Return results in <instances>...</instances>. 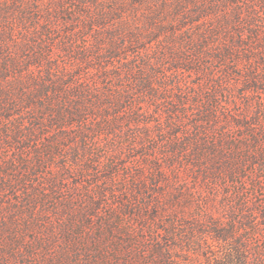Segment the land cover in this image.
Listing matches in <instances>:
<instances>
[{"label":"rangeland","instance_id":"1","mask_svg":"<svg viewBox=\"0 0 264 264\" xmlns=\"http://www.w3.org/2000/svg\"><path fill=\"white\" fill-rule=\"evenodd\" d=\"M40 1V6L46 7L51 0ZM52 1L59 8L51 24L43 17L35 27L28 24V33L22 32L30 36L37 31L38 52L51 41L49 60L66 63L69 74L78 77L75 83L86 87L83 102L91 113L83 121L98 130L107 116L114 126L112 132L99 129L92 133L90 140L88 136L79 138L81 122L60 128L48 123L33 136H22L19 147L10 146L9 131L8 136L0 132V166L11 177V183L0 189V264H122L124 259L133 264H264V158L256 157L253 164L254 155L249 154L264 153V138L260 136L264 133V61L259 58L264 54V0H216L220 8H240L241 23L233 18L230 27L241 30L244 43L225 60L211 56L217 50L206 49L196 65L191 60L195 58L192 45L182 47L186 60L177 64L168 59L159 61L155 51L172 44V29L183 38L198 31L188 22L189 17L184 19L192 8L189 0L178 9L173 8L175 0H133L135 8L128 10L132 11L134 32L140 30L144 35L155 31V39H142L137 46L125 40L127 46L119 57L103 56L99 62L97 51L105 48L98 43L106 36V25L81 22L75 0ZM105 1L104 6L109 4ZM72 16L76 18L72 20ZM156 26L161 27L159 31ZM170 47L177 51L175 44ZM123 57L129 60L124 62ZM144 57L151 61L145 73L151 67L166 73V78L159 80L165 81L163 86L156 83L158 78L152 80L157 98L150 97L134 79L138 74L135 65ZM127 65L133 68L129 70ZM117 72L121 80L115 78ZM54 75L61 77L59 68H54ZM256 78L258 83L253 81ZM114 84L129 89L128 100L117 111L106 109L99 101L93 104L96 97L104 98L107 88L114 89ZM68 99L73 103L76 98ZM210 107L220 115L221 123L226 113L233 116L223 126L214 124L212 137L224 133V141L235 145L247 142L245 164L239 169L241 178L228 181L220 172L213 179L203 178L192 169L187 154L177 151L180 145L186 149L182 143L199 134L198 123L210 117L206 115ZM45 118L51 120L52 116ZM27 119L25 113L23 120L29 125ZM24 131L27 134V129ZM57 138L63 144L59 148L50 143ZM80 144L87 150L77 147ZM35 150L46 158L48 166L33 174ZM85 165H89L88 170ZM49 174L56 177L55 187L46 182L35 185ZM181 189L185 192H179ZM34 194L38 198L27 196ZM157 201L158 217L152 220L150 204ZM124 203L139 207L146 203V220L121 214ZM95 212L91 225H84V215ZM174 213L179 220L172 227ZM100 216H109L118 232L107 235L103 231L97 241L91 233ZM157 225L164 229L157 231ZM231 226L237 227L234 237L245 243L221 238ZM126 233L131 235L130 242ZM122 237L126 242L120 240ZM156 246L165 249L164 259L157 255ZM28 247L33 248L31 253L26 252ZM241 249H245L244 255Z\"/></svg>","mask_w":264,"mask_h":264},{"label":"trees","instance_id":"2","mask_svg":"<svg viewBox=\"0 0 264 264\" xmlns=\"http://www.w3.org/2000/svg\"><path fill=\"white\" fill-rule=\"evenodd\" d=\"M75 1L79 7L77 13L78 17H82L81 22L89 24V26L106 25V36H102L103 41L98 43V45L103 46L105 50L97 51V56L100 55V57H96L98 62L101 61L103 56L104 58L108 57L110 59L119 57L120 51L127 46L126 41L129 44L137 46L143 41L142 39L150 41L155 39V31H149L144 35H142L140 30H137V33L134 32V28L130 22L132 11L128 10V7H132V9L133 7L135 8V5H132L133 0H109V4L105 6L104 3L107 2L105 0ZM184 1L185 0H175L173 8L178 9L179 6L183 7L185 4ZM189 1L192 3V8L189 9V13H185L187 16H184V19L189 17L188 22L193 23L194 26L198 28V31L194 32L196 36H191L190 32L189 37L183 38L184 35L178 34V32L172 29V40L170 41L172 44L161 46L159 49L156 48L155 51L158 52L156 58L159 61L168 59L169 62L173 64H177L179 61L182 62L186 60L182 52V47L186 44L192 45L191 52L195 58L191 60L195 65L199 64L204 57L206 54L205 52H207L206 49H213V51L214 49L217 50L218 52H215L211 56H215L220 60L229 58L237 48L236 46H240V44L244 43L243 37H241V30L232 31L234 29L230 27V23L233 21L241 23L240 8H220V2L216 0ZM39 2L41 1L0 0V132L6 136H8L10 132L13 140L10 146L15 147H19V139L22 136H33L34 132H40L42 126L48 123L50 125L55 124L60 128L65 124L81 122L83 125H80L78 128V136L80 139H85L88 136V139L91 140L92 133L97 132L99 129L112 132L114 125L110 123V119L107 116H105L107 122H102L98 130L94 126H89L85 120L83 121L84 116L87 113H91L86 107V103L83 102L86 87L80 85L78 81L75 83V79L78 77L73 78L72 75L69 74L66 70V63L60 65L58 63H52V61L49 60V52L51 46H53L52 42L48 41L46 49L43 47L41 52H38L35 50L36 38L39 35L37 31L35 30L33 35L30 36L22 32V29L27 32L28 24L34 25L33 27H35L38 20L43 17L44 20L51 24L52 17H55L58 12L57 8L59 7L53 5L54 2L52 0L48 2V6L45 4L46 7H41L40 4L42 3ZM166 2L167 0H163L162 3ZM212 12H214V14L211 16ZM253 16L252 14V19H254ZM73 18L76 17L72 16L71 19L73 20ZM233 18L235 20L232 21ZM152 19L153 17H151V15L150 17L148 16L150 24ZM160 28V26L155 27L158 31ZM253 36L256 37L257 35L254 34ZM222 38L224 42H222ZM173 44L177 47V51H173V48L170 47ZM64 47L67 49L66 45H64ZM167 54H171V56L168 58ZM85 57L83 56L82 58ZM142 57L143 56H141V58ZM123 58H125L124 62L129 60L127 57ZM259 58L264 61V54ZM140 61L141 64L138 62V64L135 65V71L138 73L137 76L134 77L136 84L138 87L147 90L150 97L157 98V94L153 91L152 80L158 78L156 83L162 82L158 85L163 86L165 81L159 80L166 78L165 70L151 67V69L145 73V68L149 67L151 61L146 59V57L140 59ZM248 62L251 64L250 61ZM126 67L129 70L133 68V66L129 65ZM173 67L178 68V65H173ZM54 68L60 69L61 77L54 75ZM148 73L150 75H148ZM152 76H154V78H152ZM115 78L121 80V75H118L117 72L115 73ZM253 81L258 83L260 80L256 78ZM113 86L114 89L107 88L108 90L104 92L103 95L104 98L94 97L97 101H94L93 104L99 101L106 104V109L110 108L113 112L117 111L122 103L128 100L129 89L125 86L120 88L116 87L115 84ZM69 96H74L76 98L73 103H70L68 99ZM210 108L206 113V115L210 117H207L206 120H201L204 122L198 123V132L200 135L195 134V139L191 138V140L183 142L182 144L186 146V149H181L182 145H180L177 151H184L187 154L192 169L195 168L193 170L199 171L203 178L213 179V176L215 177L218 172L224 174V177L228 181L235 180L237 177L241 178L243 174L239 169L245 164L243 150L248 146L247 142L241 140L240 142L237 141L238 144L236 143L235 145V142L232 143L228 141V139L224 141V133H221L220 136L212 137L214 126H223L221 124L227 122V118H232L233 116L230 115L229 112L226 113L221 123L220 115ZM25 113L29 118L27 119L29 125H26L23 120V115ZM48 114H51V120L45 118V115ZM107 114H109V112H106L105 115ZM9 116H13V118H9ZM70 117H74L75 121L70 120ZM3 118H7V122L2 120ZM236 123L240 126L244 125L243 123L240 124L238 121H236ZM244 127L247 126L244 125ZM25 129H27V134L24 131ZM260 136L264 138V133H260ZM257 141L258 139L256 138L254 144H257ZM50 143L56 145L58 148L61 145L63 146L59 138L52 139ZM78 146H80L82 151L87 150L85 147L81 146V144L77 145V147ZM44 151L47 153L48 149L46 148ZM35 152L36 157L34 165L36 170L33 174L38 172L42 173V169L48 166V161L39 151L35 150ZM249 154L254 155L252 158L253 160L251 159L250 161L253 164L257 163L256 157L261 156L264 158L263 152L249 151ZM84 169L88 170L89 165H85ZM10 171L13 174L17 172L13 171V169H10ZM43 179L44 180L37 182L35 185L38 187L43 186L46 182L51 188L55 187V176L49 174ZM10 183L11 177L6 173V168L1 165L0 189L5 187L3 185ZM179 192H185V190L181 189ZM40 195L43 196V194ZM27 196L30 199H33L35 196L38 198L37 194ZM145 205L146 203H143L142 207L137 205L127 206L126 203H124L120 212L121 214L138 215L139 219L145 221L147 218ZM150 205L151 209H153V214L149 217L155 220L159 213V202L157 201ZM135 208H138L137 211ZM96 215V212L86 213L84 215L83 224L87 226L91 225V218ZM178 220V216L174 213L170 226L175 227ZM114 223L115 222H113L109 216H100L94 229L95 231L91 233L93 239L97 241L100 240L103 231L106 232L107 235H114L116 231L118 232V226L114 225ZM156 227L157 231H160L162 228V226L158 225ZM236 228L235 226H231L224 230V233L220 234L221 238L227 239L230 237L234 238V242L236 243H245L241 239H236L234 237ZM163 229L164 227L161 230ZM126 235L128 237L126 241L130 242L129 236L131 235H129V233H126ZM119 239L120 238H118V240ZM125 239V237H122L120 240L126 242ZM67 249L64 248L63 250ZM25 250L31 253L33 248L28 247V249ZM154 250L160 258L164 259L166 257L164 248L156 246ZM96 252L99 254L100 250ZM244 252L245 249H241L240 253L244 255ZM122 264H133V262L129 259H124Z\"/></svg>","mask_w":264,"mask_h":264}]
</instances>
